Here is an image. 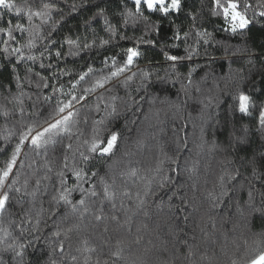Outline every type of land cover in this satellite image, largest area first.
I'll return each instance as SVG.
<instances>
[{"label":"trees","instance_id":"obj_1","mask_svg":"<svg viewBox=\"0 0 264 264\" xmlns=\"http://www.w3.org/2000/svg\"><path fill=\"white\" fill-rule=\"evenodd\" d=\"M13 2L22 9L21 13L17 14L15 8L11 12L0 9V27H7L10 21L12 26L19 22L28 28L26 13L29 8L43 10V3H50V0ZM239 2L243 4L245 0ZM249 2L251 7L247 14L253 22L237 33L226 30L229 25L224 22L222 13L213 14V0H182V9L178 13L163 17L145 10L143 15L148 17L147 20L141 17L127 22L124 13L135 11L131 0H54L50 4L53 9L51 20L43 25L40 35L34 37L35 47L31 50L25 47L30 32L13 33L16 39L9 42V50L21 47L25 57L33 55L36 60L25 59L17 64L15 56L6 59L7 54L0 52V112L4 109L9 112L7 118L0 115V146L5 144L9 133L14 145L24 131L23 125L42 123L48 118L57 100L64 99L62 93L71 90L73 78L81 71H87L89 65L95 72L89 80L94 81L100 75H108L110 69L114 70L112 57L122 64L127 48H136L141 55L128 71L106 85L111 91L98 89L86 101L76 105L79 130H73L75 134L71 139L68 136L57 138L55 146L50 145L48 151L55 167L65 155L64 145L70 142L73 150L81 147L84 139L91 138L94 127L101 129L102 135L110 134L112 130L120 132V147L115 155L94 158L87 165L91 171L98 172L97 181L106 174L109 181L115 179L116 199L103 201L102 187L97 184L98 196L94 202L88 201L91 211L83 222H79V212L73 215L70 206H56L51 202L58 182L55 175L50 174V180L41 181L31 213L32 224L39 219V228L33 233L29 226L20 236L16 224L20 215L32 206V198L24 197L23 204H18L14 193L12 205L0 220V228L7 227L13 234L4 237L0 232V239L5 240L0 244V264H51L52 259L57 264H72V255L78 257V264H84L85 241L96 249L88 264H96L97 259L100 264L105 261L111 264L110 252L115 250L117 240L135 241L138 236L142 237L140 243L125 248L118 264H233V261L244 264L254 247L253 242L264 234V218L253 215L245 204L248 182L256 184L257 205L261 199L259 188L264 184L252 177L253 161L264 172V161L261 160L264 131L258 124L259 110L264 107V20L253 15L264 8L260 7L261 0ZM73 5H76L75 10ZM98 9H104V15L93 19ZM32 24L38 25L40 20L34 17ZM5 39L7 37L0 34V49L5 47ZM48 39L55 44L47 45L50 53L46 52L41 58L40 53ZM67 40H74L81 46L76 55H68L76 49L70 48ZM85 43L92 46L83 49ZM57 51L62 52L59 59L55 55ZM165 53L182 59L166 60ZM41 63H51L52 68L41 69ZM28 67L33 68L32 73L27 72ZM65 68L71 75L62 73L61 69ZM36 72L41 76H36ZM189 72L191 84L188 83ZM145 73L150 74L149 80L143 81L148 86L140 88ZM41 77L48 78V87H44ZM126 77H132L127 86L122 83ZM158 78H163L164 82H159ZM53 87L62 92H53ZM240 93L250 97L249 115L238 111ZM133 98L139 103H132ZM112 106L116 112L109 115ZM94 121L104 123L94 125ZM137 141H141L143 147H139ZM11 150L9 147L0 155V166ZM125 152L128 155H124ZM166 157L178 159V172L171 171L176 164ZM19 160L23 167L16 166L13 178L19 173L17 186L23 189L27 181L28 190L32 191L36 179L44 175L43 168L36 171L44 163L43 157H34L28 149L21 153ZM33 160L37 163L33 164ZM160 160L164 163L161 171L156 173L154 170ZM114 161L118 163L114 164ZM130 167L137 169L144 179L122 175ZM226 171L239 172V180L234 189L231 183L227 185L233 190L213 208L208 194L219 195V177ZM68 176L71 186L75 180L70 172ZM148 180L152 181L151 194L145 196ZM161 182H165L164 188H160ZM46 189L47 194H44ZM170 189L179 190L188 200L187 208L177 211V206H183L179 198L169 202ZM124 191H130L133 196L139 193L145 200L143 208L135 210V205L121 195ZM80 196L79 191L73 193V202ZM122 201L133 211L125 212ZM41 204L45 211L37 217ZM238 204L244 209L242 212L238 210ZM54 211L58 213L55 216ZM93 213L102 214L104 220L97 223ZM113 216L117 217L116 221L112 220ZM78 222L80 231L72 233L68 240L51 235L57 226L63 230ZM35 236L40 237L38 243ZM61 240H64L65 249L62 256L53 253ZM13 241L17 248L21 243L28 245L22 261L13 251H3ZM190 252L194 257L189 258Z\"/></svg>","mask_w":264,"mask_h":264},{"label":"snow or ice","instance_id":"obj_2","mask_svg":"<svg viewBox=\"0 0 264 264\" xmlns=\"http://www.w3.org/2000/svg\"><path fill=\"white\" fill-rule=\"evenodd\" d=\"M54 3V0H50V3H43V10L32 11L29 8L26 13L27 20L29 22V27L26 28L24 24L17 22L14 26H12L11 22H8L7 27H0V34L7 37L3 42L5 47L0 49V52L6 53V59L15 56L17 58V64L23 62L25 59L31 60L35 62L36 57L33 55L24 56L21 47H13L9 50V42L16 39L13 35L14 32H19L21 34L25 32H30L31 35L27 40L25 47L31 50L35 47L34 37L40 35V30L43 25H46L51 20V15L53 9L50 4ZM132 5L134 6L135 11L128 10L124 13L125 22L128 20L135 21L143 17V19L147 20L148 17L144 16L143 13L146 10L149 14L151 13H159L163 17H168L172 13H178L182 9V0H131ZM214 3V15L223 14L224 22L229 25V28L226 29L231 31L232 33H237L238 30L246 29L253 21L248 17V9L251 7L249 0H245L243 4L239 2V0H213ZM260 7L264 8V0H261ZM15 8L16 13H21L22 9L17 7L13 0H0V9H5L8 12H11ZM76 9V5H73V10ZM104 15V9H98L94 14L93 19L98 16ZM254 16H258L262 20H264V11L254 12ZM37 18L40 20V24L34 25L32 24L33 18ZM59 23V22H57ZM107 20H105V24H107ZM188 34L185 33V36ZM51 33H49V37ZM176 39H179V35L175 36ZM66 43L70 46V48H75L76 51H70L68 55H76L80 50L81 46L77 44L74 40H67ZM102 43H106V41H102ZM151 43V41H149ZM49 44H55V41L48 39L46 41V46L44 50L40 53L41 58H44V54L50 53V48L47 46ZM92 45L87 43L83 44V49H88ZM63 47V45L61 46ZM56 57L59 59L62 56L61 51L56 52ZM141 53L133 47H129L125 50L126 59L122 64H118L116 57H112V68L114 70H109L108 75H100L94 81H90L89 78L92 75H95L94 69L91 65L87 67V71H81L78 75H76L71 82V90L67 93H62L64 99H58L53 112L46 118L42 123L36 122L31 124L23 125L24 131L21 132L18 138V142L14 145L11 144V133H9V138L5 142L3 146H0V155H3L7 152L8 148L11 147L10 154L4 159L2 166H0V220H2L4 213L13 203V194L17 195L16 203L23 204L24 197L32 198V206L26 209L21 215L19 223L16 224V228L20 233V236H23L25 231L31 227V231L35 233L39 228V219H37L36 224H32V211L34 209V201L39 191V187L42 180H50L51 175L54 174L58 187L55 188V194L51 196V202L56 206L64 205L70 206L71 212L73 215L79 212V216L77 220L79 222H83L85 216L91 211V207L88 203L89 199H92L93 202L95 198L98 196L97 192V184L102 187V196L103 201H114L117 197V189L115 187V179L113 178L109 181L107 174L104 177H99L97 181L96 178L99 176L97 171H91L88 169L87 165L94 158H110L115 155L116 150L120 147V139L121 133L115 130L110 131V134L102 135L101 129L98 127H94L92 131V135L90 139H84L82 141L81 147L73 150L72 144L69 142L64 145L65 155L63 159L60 161L58 166H55V161L50 160L48 157L49 146L53 147L57 143V138L68 136L69 139L75 134L74 129L79 130V121L76 119L79 115V111L76 109V105L80 104L82 101H86L88 97L96 93L98 89H103L105 91H111L108 89L106 85L114 78H119L121 74L128 71L131 66L134 65L135 59L138 58ZM166 60L176 62L181 57H177L175 55H168L165 53ZM188 58L191 59V53L188 54ZM107 60L105 59V66H107ZM11 63V60L9 59ZM41 69L50 70L52 68L51 63L45 65L44 63L40 64ZM64 75H71L68 70L61 69ZM28 73L33 72L32 67L27 68ZM36 76L40 77V72L35 73ZM55 75V74H53ZM150 78V74L145 73L141 80L140 88H145L148 85L143 83V81H148ZM19 80V78H17ZM132 77H126L122 82L123 85L127 86L129 80ZM159 82L163 83V78H158ZM41 82L44 84V87H48V78L41 77ZM191 72H189V80L188 83L191 84ZM85 85L82 88L81 85ZM22 86V82H21ZM79 89V91H77ZM139 91V88L137 89ZM53 92H62V89H58L53 87ZM46 100H51L52 97H45ZM102 99V96H101ZM116 99V97H113ZM143 99V98H141ZM249 102L250 97L244 93H240L238 96V111L243 115H249ZM132 103L137 104L139 101H136L134 98L132 99ZM21 115H23V109L20 110ZM116 112L115 106H112V112L109 115H112ZM0 115H3L5 118L8 117L9 112L4 109L0 112ZM85 123H87V119H85ZM104 121H94V125H103ZM258 124L259 128L264 131V107H261L258 115ZM80 135H83L81 132ZM139 147H143L141 141L136 142ZM184 150H187V141L183 142ZM215 147V145L213 146ZM30 149L34 157H43L44 163L36 169V171H40V168H43L44 175L38 179H36V187L29 191L28 182L25 181L23 189L18 187L19 183V173L14 175V169L19 164L20 167H23V162L19 160L22 152ZM68 153H72L71 156ZM124 155H128L127 152ZM166 156V154H165ZM167 159H171L173 164H176V168L171 169L173 172H178L179 162L178 159H172L170 157H166ZM261 160L264 161V154L261 156ZM33 164L37 163L36 160L32 161ZM118 163V161L113 162ZM164 161L160 160L157 163V167L154 170L156 173L161 171V166ZM31 167V165H29ZM71 173V178L75 180V183L69 186V176L68 173ZM128 175L132 178H139L141 180L144 177L139 176V172L135 168H129L127 173H122V175ZM252 177L253 180L264 181V172L260 171L257 162H252ZM166 179H171V177H167ZM239 180V172L236 174H231L229 172H225L223 175L219 177V186L220 193L216 195L214 192H210L208 194V198L212 203V207L216 208L219 206V202H223L225 197L229 196L231 190L235 188L237 181ZM231 183L233 185V189H229L227 185ZM249 189H248V200L245 202L248 210L251 211L253 215L259 214L262 218H264V184L260 185L259 195L261 197L259 204L255 203V195L254 192L256 190V184L252 181H249ZM151 184L152 181L148 180L146 183L145 196L151 194ZM85 185L88 187L85 188ZM165 187V182L160 183V188ZM241 190H243V185L240 186ZM79 191L81 193L80 199L73 202L72 196L73 193ZM170 191H172L170 189ZM47 194V189L45 193ZM121 195L126 198L130 204L135 205V210H140L143 208L145 200L143 197L137 193L135 196L131 194L130 191H124ZM180 199L181 205L183 208L177 206V211H181L188 206V200L185 199L179 192V190L172 191L171 196H169V202L174 199ZM102 201V203H103ZM172 206L171 203L169 205ZM121 207L125 212L133 211L132 208L124 205L123 201ZM237 208L239 211H243L244 209L238 204ZM83 209V211H80ZM45 209L42 204L39 211L36 212V216L39 217L41 213H43ZM57 212H53V216L57 215ZM94 219L97 223L104 220V216L102 214H95ZM187 217H185V220ZM113 221L117 220L116 216L112 217ZM74 223L72 226L64 228L61 230L59 226L57 229L51 233L52 236L56 238L64 237V240L70 239V236L74 232L80 231V223ZM14 223V222H13ZM107 231V229H105ZM0 232L3 233L4 237H11L13 234L9 231L7 227L0 228ZM35 241L38 243L40 240L39 236L34 237ZM142 237L138 236L135 241L128 240L127 238H122L117 240L115 250L110 252V260L111 264H118V261L122 258V253L125 248L130 247L132 243L139 244ZM64 240H61L58 246L53 249V253H59L61 256L64 254ZM5 243V240L0 239V244ZM32 241H29L31 244ZM254 247L251 249V254L247 256L244 261V264H264V234L255 240ZM84 252L86 253L84 257V264H88L91 259V254L96 252V249L93 247H89L87 245V241L84 242ZM28 245L19 244L18 248L16 245V241L8 244L3 251H13L15 253V257H19L22 261L25 255V249ZM50 256L52 253L49 254ZM194 257V253H189V258ZM72 264H78V257L76 255L71 256ZM51 264H57L55 259L51 260ZM96 264H100L99 259H97ZM104 264H109L108 261H105ZM233 264H236L233 261Z\"/></svg>","mask_w":264,"mask_h":264}]
</instances>
